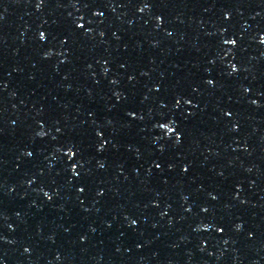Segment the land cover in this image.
Returning <instances> with one entry per match:
<instances>
[{"label": "water", "instance_id": "1", "mask_svg": "<svg viewBox=\"0 0 264 264\" xmlns=\"http://www.w3.org/2000/svg\"><path fill=\"white\" fill-rule=\"evenodd\" d=\"M0 264H264V0H0Z\"/></svg>", "mask_w": 264, "mask_h": 264}, {"label": "snow or ice", "instance_id": "2", "mask_svg": "<svg viewBox=\"0 0 264 264\" xmlns=\"http://www.w3.org/2000/svg\"><path fill=\"white\" fill-rule=\"evenodd\" d=\"M41 36H43V34H41ZM171 131V130H170Z\"/></svg>", "mask_w": 264, "mask_h": 264}]
</instances>
